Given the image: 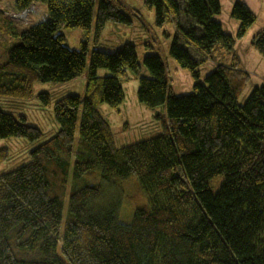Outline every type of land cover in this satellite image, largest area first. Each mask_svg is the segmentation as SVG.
I'll return each mask as SVG.
<instances>
[{
	"label": "trees",
	"instance_id": "16d2710c",
	"mask_svg": "<svg viewBox=\"0 0 264 264\" xmlns=\"http://www.w3.org/2000/svg\"><path fill=\"white\" fill-rule=\"evenodd\" d=\"M39 1L48 17L18 33L0 55V97L28 99L34 82L81 76L85 90L82 98L57 99V132L29 150L28 162L0 174V264H264V84L238 103L249 76L233 53V38L213 20L219 0H145L149 8L156 4L157 22L167 10L175 14L182 38L173 40L170 55L197 80L191 92L174 95L161 57L146 55L151 77L139 79L137 98L164 105L163 130L120 148L97 108L122 103L120 80L127 68H139L134 46L92 49L87 65L86 42L70 49L56 31H87L93 16L96 37L109 21L130 23L123 2L15 0V9ZM231 15L240 20L238 36L254 20L241 1ZM251 45L264 59V28ZM216 55L223 61L200 82L195 67ZM99 68L110 74L98 76ZM39 96L48 100L46 92ZM24 120L0 105V138L40 142L43 133ZM7 158L1 147L0 163ZM96 175L100 182H88ZM130 176L148 204L125 223L116 203L105 200L102 182ZM218 176L212 192L209 183Z\"/></svg>",
	"mask_w": 264,
	"mask_h": 264
},
{
	"label": "rangeland",
	"instance_id": "374dc122",
	"mask_svg": "<svg viewBox=\"0 0 264 264\" xmlns=\"http://www.w3.org/2000/svg\"><path fill=\"white\" fill-rule=\"evenodd\" d=\"M125 6L124 12L129 16L130 23L107 22L99 35L95 36V18L91 21L89 30L81 28L57 29L56 34L64 36L63 44L70 49L78 50L80 42H86V62L88 65L89 54L92 49L114 52L125 43H130L135 48L139 68L137 73L126 69V77L120 80L124 99L116 107L106 103L98 105L99 114L108 122L117 148L134 144L138 141L157 136L162 133L165 118L164 105L149 107L139 102L137 90L141 77H151L150 71L144 64L146 55L157 54L165 66V75L169 81L170 91L174 95H183L192 91L197 80L189 68L182 67L170 55V47L175 38H182L179 28L174 23L175 14L168 10L163 14V20L157 22L156 4L150 8L145 0H121ZM236 1L243 2L253 13L254 20L245 32L238 36L240 20L231 15V9ZM220 12L213 15V20L221 25L224 33L233 38V53L238 57L240 68L249 76L243 90L237 97L239 104L244 103L254 87L264 84V59L251 45L252 37L264 28V0H219ZM165 3H167L165 1ZM136 10L138 13L131 11ZM48 17L47 5L44 2H34L26 9L17 11L15 0H0V55L6 48L18 42L17 34L32 24L44 21ZM12 25V27H10ZM225 49H221V53ZM226 54H224L225 56ZM227 56L224 60L229 61ZM221 55L215 58H206L195 67L198 80L204 82L218 62H222ZM107 68H99L97 75H109ZM85 90L84 77H78L64 83L34 82L32 95L28 99H5L0 97V105L10 111L19 120L24 117V122L37 127L44 135L40 142L30 143L25 137L10 136L0 138V148L6 147L8 158L0 163V174L14 170L29 160V150L43 140L54 135L59 126L54 117V103L66 94H75L83 97ZM46 92L48 100L40 98L39 94ZM9 104V106H8ZM77 135V130L75 132ZM101 180L97 177L88 179L90 183ZM220 184V176L210 181L212 192H216ZM105 200L115 202L118 218L122 222H129L136 208L148 204L145 191L135 176H130L118 183L102 182Z\"/></svg>",
	"mask_w": 264,
	"mask_h": 264
},
{
	"label": "crops",
	"instance_id": "0c3cea01",
	"mask_svg": "<svg viewBox=\"0 0 264 264\" xmlns=\"http://www.w3.org/2000/svg\"><path fill=\"white\" fill-rule=\"evenodd\" d=\"M84 77V76H83Z\"/></svg>",
	"mask_w": 264,
	"mask_h": 264
}]
</instances>
